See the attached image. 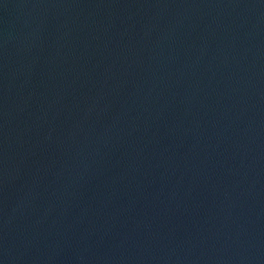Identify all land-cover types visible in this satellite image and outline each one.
Returning <instances> with one entry per match:
<instances>
[{
	"label": "water",
	"instance_id": "1",
	"mask_svg": "<svg viewBox=\"0 0 264 264\" xmlns=\"http://www.w3.org/2000/svg\"><path fill=\"white\" fill-rule=\"evenodd\" d=\"M0 264H264V0H0Z\"/></svg>",
	"mask_w": 264,
	"mask_h": 264
}]
</instances>
